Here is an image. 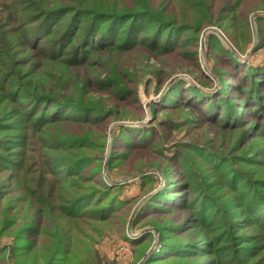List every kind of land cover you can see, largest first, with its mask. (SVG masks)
I'll return each instance as SVG.
<instances>
[{
  "label": "rangeland",
  "instance_id": "374dc122",
  "mask_svg": "<svg viewBox=\"0 0 264 264\" xmlns=\"http://www.w3.org/2000/svg\"><path fill=\"white\" fill-rule=\"evenodd\" d=\"M223 2L205 0L219 21L201 26L192 50L188 32L167 33L166 47L182 39L174 49L183 58L112 57L110 71L114 60L125 64L123 87L134 81L132 105L110 91H78L76 104L67 99L73 107L9 103L0 93V264L61 263L33 236L58 223L41 198L46 180L53 204L78 188L113 186L103 201L84 199L76 207H86L89 215H80L91 218L78 222L80 238L98 233L90 264H264V19H257L264 7L248 11L246 24L235 27L231 10L217 11ZM103 75L94 70L89 76ZM81 160L82 167L73 164ZM105 206L113 209L111 218L94 221ZM82 255L83 263L75 264H89Z\"/></svg>",
  "mask_w": 264,
  "mask_h": 264
},
{
  "label": "trees",
  "instance_id": "16d2710c",
  "mask_svg": "<svg viewBox=\"0 0 264 264\" xmlns=\"http://www.w3.org/2000/svg\"><path fill=\"white\" fill-rule=\"evenodd\" d=\"M172 1L179 4L172 5ZM184 1L185 3L183 0H11L14 3L12 7L0 4V82L2 83L0 93L3 95L2 100L16 103L19 99L18 102L24 101L25 104L28 100H40L73 107L72 102L77 103L78 98L75 93L78 91L83 93L110 91L113 96L120 92L119 96L116 95L120 102L129 98L130 105L134 104L137 96L136 90L130 86L134 84L132 83L134 81H129L131 84L128 88L123 87L126 82L121 75L124 77L122 68L125 64L122 63L119 66V60H114L113 72L109 70L108 64L113 56L117 57L120 54L136 55L140 61H144L148 56L158 59L162 57L163 60L170 55L183 58L184 55L176 50L178 45L182 44V39L179 40L177 46L166 47L163 42L167 36L170 38L167 33H171L174 38L178 29H182L185 33L188 32V37L192 38L191 41H187V47L190 49L195 47L198 32L203 24L213 25L219 21L218 17H214V6L205 3V0ZM192 1L199 2L202 6L199 8ZM225 1L217 11L231 10V20L235 27L246 24L245 15L248 11L264 7V0H257V2L255 0ZM4 10L5 14H3ZM139 18L143 20L139 21ZM257 19H264V16L260 14ZM16 21L17 23L14 24ZM120 21L121 23L117 26ZM48 22H50L49 25ZM163 32L165 34L162 36ZM158 41H161V45ZM208 43L212 47L219 46L224 54L233 53L217 40H208ZM166 44H171V42H166ZM230 59L231 57L228 61H232ZM25 65L28 66L24 70ZM10 66L13 70L8 68ZM94 70L104 75L90 77L89 75ZM142 70L145 71L144 67ZM176 70L180 69L176 68ZM157 71L158 69L153 73L159 84L163 80H159L156 76L160 73ZM10 85L17 87L18 92H14L15 90L5 92ZM191 88L194 89L192 85ZM55 91H59L63 99L52 93ZM68 97L72 99V102L67 100ZM110 114L111 111L108 109L106 115L110 116ZM96 115L102 117L101 111H98ZM88 120L92 121L90 118ZM70 122L75 125L84 123L75 119ZM121 157L123 159L124 156H120V159ZM73 164L83 166L82 160ZM28 174L30 175L31 172L28 171ZM48 182L46 180L41 184V198L47 210L53 214V211L57 212L58 223L54 226V230L43 228L34 230L33 236H40L45 244V249H43L45 254L54 252L56 259H61V263L52 260L55 264L83 263L82 254L89 257L90 251L93 250L91 240L95 241L98 233L96 235L85 234L80 238L78 229L80 220L91 218L86 217L89 215L86 207H76L84 199L89 203L90 200L94 202L98 198H102L103 201L111 194L113 186L106 185L102 187V190L90 189L83 192L80 191L84 188H78L77 192L67 195L58 202L59 204H53L55 196L49 195L44 190V185ZM119 186L120 184L114 185L116 188ZM37 199L41 200L36 197ZM104 210V213L99 210L103 214H96L98 216L94 221L99 218V222H105L111 218L113 209L108 210L105 206ZM80 214L86 215L81 216ZM60 222H63V225L60 226ZM43 223L44 219H42ZM102 231L105 233L107 230ZM36 242H38L37 238ZM90 259L89 257V264Z\"/></svg>",
  "mask_w": 264,
  "mask_h": 264
},
{
  "label": "water",
  "instance_id": "95a60500",
  "mask_svg": "<svg viewBox=\"0 0 264 264\" xmlns=\"http://www.w3.org/2000/svg\"><path fill=\"white\" fill-rule=\"evenodd\" d=\"M140 100H141V101L143 100V97H142V96H140Z\"/></svg>",
  "mask_w": 264,
  "mask_h": 264
}]
</instances>
